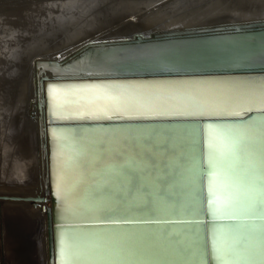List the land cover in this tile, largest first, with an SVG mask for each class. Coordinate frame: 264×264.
Instances as JSON below:
<instances>
[{
    "label": "water",
    "instance_id": "obj_1",
    "mask_svg": "<svg viewBox=\"0 0 264 264\" xmlns=\"http://www.w3.org/2000/svg\"><path fill=\"white\" fill-rule=\"evenodd\" d=\"M113 28L32 78L46 264H264V17Z\"/></svg>",
    "mask_w": 264,
    "mask_h": 264
},
{
    "label": "bare ground",
    "instance_id": "obj_2",
    "mask_svg": "<svg viewBox=\"0 0 264 264\" xmlns=\"http://www.w3.org/2000/svg\"><path fill=\"white\" fill-rule=\"evenodd\" d=\"M34 2L0 0V264H46L43 217L25 198L44 197L32 78L55 69L53 53L86 38H105L114 26L111 35L264 17V0Z\"/></svg>",
    "mask_w": 264,
    "mask_h": 264
},
{
    "label": "rangeland",
    "instance_id": "obj_3",
    "mask_svg": "<svg viewBox=\"0 0 264 264\" xmlns=\"http://www.w3.org/2000/svg\"><path fill=\"white\" fill-rule=\"evenodd\" d=\"M32 1H35L34 3H36V4L39 5V6H43V5L46 6L45 4H48L47 0H32ZM38 1H40L41 4H38V3H37ZM35 11H38V10L36 9ZM35 13H36L37 16L40 15V11L35 12ZM35 13H34V14H35ZM36 15H35V16H36Z\"/></svg>",
    "mask_w": 264,
    "mask_h": 264
},
{
    "label": "snow or ice",
    "instance_id": "obj_4",
    "mask_svg": "<svg viewBox=\"0 0 264 264\" xmlns=\"http://www.w3.org/2000/svg\"><path fill=\"white\" fill-rule=\"evenodd\" d=\"M224 207L225 206H220V207H218L217 208V211L218 212H223V210H224ZM223 252H224V241L223 240H221V254L223 255ZM99 254V253H98Z\"/></svg>",
    "mask_w": 264,
    "mask_h": 264
}]
</instances>
